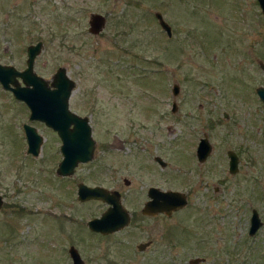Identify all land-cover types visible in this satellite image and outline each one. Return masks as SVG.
<instances>
[{
    "label": "rangeland",
    "instance_id": "obj_1",
    "mask_svg": "<svg viewBox=\"0 0 264 264\" xmlns=\"http://www.w3.org/2000/svg\"><path fill=\"white\" fill-rule=\"evenodd\" d=\"M95 12L106 16L98 34L88 30ZM38 40L34 71L50 79L66 67L76 83L70 107L90 117L96 154L60 178L58 136L30 120L26 104L0 84V264H69L71 243L86 264H156V249L157 264H189L194 256H204L203 264H264V103L256 93L264 85V17L257 0H0V62L23 69L27 46ZM22 122L44 136L38 156L26 153ZM203 133L213 149L199 162ZM229 148L241 152L234 175ZM79 182L121 189L138 213L149 185L181 191L188 203L171 216L134 217L117 235L129 247L119 249L89 230L87 220L104 206L79 201ZM252 207L263 224L250 236ZM146 237L155 244L142 253L134 244Z\"/></svg>",
    "mask_w": 264,
    "mask_h": 264
},
{
    "label": "water",
    "instance_id": "obj_2",
    "mask_svg": "<svg viewBox=\"0 0 264 264\" xmlns=\"http://www.w3.org/2000/svg\"><path fill=\"white\" fill-rule=\"evenodd\" d=\"M261 14L264 17V0H257ZM156 18L163 30L170 36L171 26L165 21L160 11H156ZM88 30L92 34L100 33L106 25V16L95 12L90 15ZM43 42L41 40L29 44L26 48V66L19 70L11 64L0 62V84L3 89L11 92L14 98L26 104L29 109V119L43 122L47 127L54 130L61 143L59 150L61 159L58 162L56 172L61 176H70L74 173L79 163H87L94 158L96 140L92 134V127L88 116H81L71 110L69 106L70 96L76 86L75 81L67 74L65 66H58L51 78H45L34 71V61L41 52ZM264 71V62H259ZM172 94L179 93V84L173 83ZM259 99L264 102V85L256 88ZM172 109L177 107L173 100ZM26 140V153L38 156L44 137L37 128L29 123H22ZM211 151V144L206 135L200 138L196 155L199 161H203ZM230 171L237 168V157L229 151ZM160 163L162 160L157 157ZM150 200L144 205L142 211L147 214L159 212L170 216L173 211L183 208L188 200L185 193L178 190H161L150 187L148 190ZM117 191H109L100 185H88L83 182L77 184V198L80 201L89 199H101L111 204L100 216L92 217L86 224L91 231L109 233L124 227L129 222V214L118 199ZM2 198L0 195V206ZM261 220L256 209L252 210L250 234H253ZM145 243H139L138 249H143ZM72 264H84L77 249L70 247ZM199 258L191 259L197 262Z\"/></svg>",
    "mask_w": 264,
    "mask_h": 264
},
{
    "label": "flooded vegetation",
    "instance_id": "obj_3",
    "mask_svg": "<svg viewBox=\"0 0 264 264\" xmlns=\"http://www.w3.org/2000/svg\"><path fill=\"white\" fill-rule=\"evenodd\" d=\"M260 62V61H259ZM72 95V94H71ZM70 98H71V96H70ZM264 103V102H263ZM69 106H70V99H69ZM173 106V105H172ZM71 108V107H70ZM177 108V107H176ZM72 110V109H71ZM176 110V109H175ZM175 110H173L172 109V111H175ZM74 111V110H73ZM74 112H76V111H74ZM77 114H79L78 112H76ZM79 115H81V116H85V115H83V114H79ZM87 116V115H86ZM224 116L226 117V118H228V116H229V114L227 113V112H224ZM89 117V116H88ZM28 118H29V114H28ZM89 122H90V117H89ZM22 123H24V122H22ZM22 123H21V125H22ZM90 124H91V122H90ZM32 125V124H31ZM34 126V125H33ZM91 127H92V125H91ZM51 129V128H50ZM39 132V131H38ZM53 132L56 134V132L53 130ZM40 133V132H39ZM43 135V134H42ZM57 135V134H56ZM204 135H206L207 136V138H208V140H209V142H210V139H209V136H208V134L207 133H203L202 134V136L201 137H203ZM44 137V136H43ZM200 137V138H201ZM59 138V137H58ZM200 138H199V140H200ZM95 139V138H94ZM60 140V139H59ZM199 140H198V142H199ZM26 141V140H25ZM44 142V141H43ZM60 143H61V141H60ZM97 144V143H96ZM112 143H109V147L110 148H114L112 145H111ZM210 144H211V142H210ZM197 145H198V143H197ZM60 146V145H59ZM96 148L97 147H95V152H94V157H95V154H96ZM196 148H197V146H196ZM115 149V148H114ZM212 149H213V146H212V144H211V151H210V153H209V155L211 154V152H212ZM229 151H232V152H234V154L236 155V157H237V168H236V170L234 171V172H231L230 171V165H229V162H230V157H229ZM61 153V152H60ZM195 154H196V151H195ZM30 155H32V154H30ZM209 155L206 157V159L205 160H203V161H199L198 160V157H197V155H196V157H197V160L199 161V162H204V161H206L207 160V158L209 157ZM240 155H241V152H240V149H227L226 150V157H227V169H228V173L230 174V175H234V174H236L237 172H238V170H239V161H240ZM61 157H62V155H61ZM157 157H159L161 160H162V162H164V163H160L158 160H157ZM153 160H155L156 161V163H158L160 166H165L166 165V162L161 158V156H159V155H155L154 157H153ZM57 165H58V163H57ZM57 168V167H56ZM55 172H56V169H55ZM56 174H57V172H56ZM60 178H63V177H67V176H61V175H59V174H57ZM123 181H124V183L126 184V185H129L130 184V180L129 179H127V178H123ZM98 185V184H97ZM100 186H103V185H100ZM130 186V185H129ZM103 187H105V188H107L110 192L111 191H117L118 192V199H119V201L121 202V204L123 205V207L127 210V212H128V214H129V222H128V224H126L124 227H122V228H120V229H118V230H116V231H113V232H109V233H102V232H96V231H93L95 234H97V236L100 238V239H104V240H109V237H111L112 239L111 240H113V241H116L115 242V244H119V249H124L125 247H129L126 243H124V242H122V241H124L123 239H121L120 237H117V235H118V232H122L123 230H125V228H128L129 226H130V224H131V222H132V220H133V218L134 217H136V216H138L139 214H141V216H143V218L144 217H160V216H162V215H165L164 213H162V212H159V213H156V214H147V213H143V211H142V209H143V207H144V205L150 200V196L148 195V190H149V188L150 187H156V188H158V186H154V185H149L148 186V188L146 189V192H145V194L143 193V192H140V193H143L144 195H145V197H138V201H137V203L139 204V203H141L140 204V208L138 207V210H140V213H138V211H137V209H135V210H129V208L127 207V205H126V202H125V192H123L121 189H119V188H117V187H106V186H103ZM217 189V188H216ZM138 193V192H137ZM187 196V195H186ZM76 197H77V189H76ZM1 198H2V204H1V206L3 205V201H4V195L2 194L1 195ZM141 198H142V200H141ZM78 199V198H77ZM89 200H91V199H89ZM94 200H96V201H98V202H100V203H102L103 204V206H104V209L97 215V216H94V217H98V216H100V214L103 212V211H105L108 207H110L111 206V204L110 203H108V202H106V201H103V200H101V199H94ZM187 200H188V197H187ZM80 201V200H79ZM85 201H87V200H85ZM188 203V202H187ZM187 205V204H186ZM185 205V206H186ZM0 206V207H1ZM184 206V207H185ZM183 207V208H184ZM183 208H181V209H183ZM253 209H256L255 207H252L251 208V214H250V217H249V226H248V230H247V232H248V234L250 235V236H252V235H255L256 233H257V231L259 230V228L262 226V224H263V221H262V219H261V217H260V215H259V217H260V220H261V224L257 227V229L255 230V232L253 233V234H250V227H251V215H252V210ZM180 209H178V210H176V211H173V213H175V212H177V211H179ZM257 210V209H256ZM258 211V210H257ZM172 213V214H173ZM171 214V215H172ZM258 214H259V212H258ZM170 215V216H171ZM167 216V215H166ZM117 237V238H116ZM125 237H126V239H130V235L129 234H126L125 235ZM153 237H146L145 239H142V240H140L138 243H136V244H134V246L136 247V249L138 250V251H140V252H142V253H148V252H150L151 250H152V248L154 247V244H155V240L154 239H152ZM127 242H129L130 240H126ZM146 242V244H145V246L143 247V249H138L137 248V245L139 244V243H145ZM197 245H203V248H206L207 246H206V241H201L200 240V242H198L197 243ZM71 246H74L76 249H77V251H78V253L80 254V256H81V258L84 260V264H86V261H85V259L82 257V255H81V253H80V251H79V249H78V247L74 244V243H71L69 246H68V248L66 249V253L68 254V257H69V260H70V263L69 264H72L73 263V258L71 257V255H70V247ZM159 251V249H156L155 250V252L154 251H152V252H154V257H155V263L157 264L158 263V258H157V256H162V253H156V252H158ZM68 257H67V260H68ZM195 258H199V260L197 261V262H194V263H191L190 262V260L191 259H195ZM205 261H206V258L204 257V256H194V257H191V258H189V260H188V263L189 264H203V263H205ZM110 263L111 264H119L116 260H110Z\"/></svg>",
    "mask_w": 264,
    "mask_h": 264
}]
</instances>
